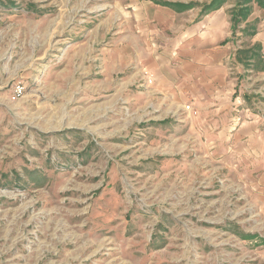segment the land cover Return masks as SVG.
Returning a JSON list of instances; mask_svg holds the SVG:
<instances>
[{
  "label": "rangeland",
  "instance_id": "obj_1",
  "mask_svg": "<svg viewBox=\"0 0 264 264\" xmlns=\"http://www.w3.org/2000/svg\"><path fill=\"white\" fill-rule=\"evenodd\" d=\"M156 2L210 0H0V264H264L261 50L241 109L158 92L186 69Z\"/></svg>",
  "mask_w": 264,
  "mask_h": 264
},
{
  "label": "crops",
  "instance_id": "obj_2",
  "mask_svg": "<svg viewBox=\"0 0 264 264\" xmlns=\"http://www.w3.org/2000/svg\"><path fill=\"white\" fill-rule=\"evenodd\" d=\"M168 3L188 5L193 2ZM194 4L196 6L189 10H176L156 4L161 9H167V13L162 11L156 13L160 15L159 17L161 13L166 14L167 17L162 20L167 21L175 30L176 36L170 41L172 54L177 56L176 59L183 60L186 69L184 75L182 73L179 75L178 83L156 74L154 77L156 90L164 94L180 92L200 98L210 93L213 88H217L215 91L221 95L228 93L235 97L232 105H239L245 88L240 85L235 87L233 82H229L231 78L229 74H233L229 65L234 58L233 52L241 48L238 46L239 41L251 48L259 47L264 63V8L256 0H218L219 5L214 10L207 11L202 6L199 15H188L197 7V4ZM235 29H238L237 34L241 35L240 38L232 37ZM228 85L233 88L228 89ZM240 106L231 109L237 110Z\"/></svg>",
  "mask_w": 264,
  "mask_h": 264
},
{
  "label": "trees",
  "instance_id": "obj_3",
  "mask_svg": "<svg viewBox=\"0 0 264 264\" xmlns=\"http://www.w3.org/2000/svg\"><path fill=\"white\" fill-rule=\"evenodd\" d=\"M257 3L264 8V0H256ZM158 5L168 7V8H174L176 10H189L191 8H194L196 5L194 3H190L188 5H183V4H173V3H168V2H159L156 3ZM218 0H213L209 5L204 6V9L207 11H212L218 6Z\"/></svg>",
  "mask_w": 264,
  "mask_h": 264
}]
</instances>
